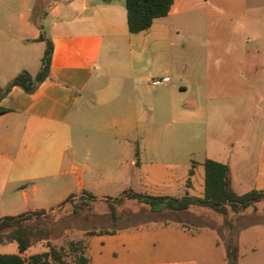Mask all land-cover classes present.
I'll list each match as a JSON object with an SVG mask.
<instances>
[{"label":"crops","instance_id":"crops-1","mask_svg":"<svg viewBox=\"0 0 264 264\" xmlns=\"http://www.w3.org/2000/svg\"><path fill=\"white\" fill-rule=\"evenodd\" d=\"M190 2L173 0L166 16L155 18L145 30L131 33L124 0H0V87L21 70L33 77L41 67L44 38L52 43L48 76L35 90L28 93L13 86L0 99V106L6 109L0 114V216L53 206L74 193V187L95 195L132 189L151 195L202 197V162L206 158L229 166L231 187L236 193L264 190V128L260 129L255 151L248 142L246 147L230 149L226 155L212 147L211 154L204 153L202 160L167 147L161 134L163 126L114 116L101 123L122 149L91 150L73 144V120L79 117L82 126V118L92 104L106 101L108 85H97L103 74L100 63L111 52H131L141 35L145 38L143 51L152 44L167 49L172 27L167 18L189 10ZM248 7L244 8V20L250 21L240 18L239 22L240 28L244 27L240 45L248 52L249 42L255 44L259 59L251 67L264 77V1ZM253 28L259 29L255 35L246 33ZM230 68L247 77L248 66L243 61L239 69ZM171 71L168 61L163 73L151 80L155 81L152 85L168 82ZM172 105L175 108L174 102ZM260 119L264 125V117ZM246 137H251L249 132ZM55 177L58 187L52 182ZM193 206L212 210L198 205L180 211L151 210L179 216L165 220L144 217L137 223H131L130 216L124 227L96 229L92 234L83 231L79 237L88 264H228V241L221 238V232L198 222H183L184 213L195 209ZM255 208L264 209V199L236 212L228 207L238 215L242 228L232 241L237 247L236 264H261L258 249L263 248L264 253V223L255 225L240 219ZM253 234L258 237L255 241ZM44 251L40 244L32 243L19 254L25 259ZM242 252L250 254V262H239ZM13 253H18L16 242H0V254Z\"/></svg>","mask_w":264,"mask_h":264},{"label":"rangeland","instance_id":"rangeland-1","mask_svg":"<svg viewBox=\"0 0 264 264\" xmlns=\"http://www.w3.org/2000/svg\"><path fill=\"white\" fill-rule=\"evenodd\" d=\"M263 1L191 0L189 10L167 18L172 25L167 49L152 44L147 52L143 51L145 38L141 35L131 52L127 49L111 52L100 63L103 74L97 84L108 85L106 101L92 104L82 118L85 120L82 126L79 117L73 120V144L91 150L122 149V145L107 135L101 123L114 116L163 126L161 134L167 140V147L181 150L182 155L187 154L193 160H202L204 153L211 154L212 147L226 155L230 149L246 147V142L255 151L260 129L264 128L260 119L264 114L259 111V106L264 109V77H259V72L251 67L256 66L259 59L255 44L249 42L248 52L240 45L244 27L240 28L239 22L246 16L244 8L259 6ZM257 31L259 29L253 28L246 33L253 36ZM168 61L172 70L169 81L152 85L151 80L163 73ZM240 61L248 66L247 77L239 76L230 68L239 69ZM169 82L176 89L171 88ZM180 84L186 88H179ZM247 132L251 137L245 138ZM52 182L59 186L58 178H52ZM72 191L75 194L67 202L55 204L47 214L32 219L38 227L33 230V244L48 250L46 242H49L59 251L64 264H75L79 250L73 247L82 246L79 234L83 231L86 234L96 229L110 231L124 227L129 224L130 216L131 223L142 222L144 217L165 220L179 216L153 213L136 200L111 203L104 196H116L115 190L97 195L94 200L84 195L82 188L74 187ZM110 204L114 206V217ZM193 207L195 209L184 213V223L208 225L221 232V238L227 241H233L236 232L242 231L236 213L220 214ZM249 210L240 219L255 225L264 223V209ZM223 232H227L226 235ZM253 235V241L258 239ZM258 255L261 256L259 262L264 264L263 248L258 249ZM250 260V254L242 252L239 262Z\"/></svg>","mask_w":264,"mask_h":264},{"label":"trees","instance_id":"trees-1","mask_svg":"<svg viewBox=\"0 0 264 264\" xmlns=\"http://www.w3.org/2000/svg\"><path fill=\"white\" fill-rule=\"evenodd\" d=\"M108 1V0H105ZM126 9L127 29L131 33L147 29L155 18L166 16L173 0H124ZM43 39V36H40ZM46 46L41 57V67L32 77L26 70H21L13 76L3 87H0V99L7 94L13 86H19L28 93L35 90L38 84L48 76L52 43L44 38ZM6 111L0 106V114ZM204 169V194L202 197L183 195L173 197L169 195H151L136 192L132 189H124L116 196H104L111 203H120L123 199H134L147 205L152 211L169 209L180 211L190 205L208 207L220 214H226L228 207L232 211L245 209L255 202L264 199V190H250L242 194L236 193L231 187L229 166L225 163L206 158L202 162ZM82 193L90 199H97V195L87 191ZM70 193L57 204L67 202L74 196ZM111 215L114 217V206L110 204ZM52 206L47 208L27 209L16 214L0 216V242L14 241L17 244L18 253L0 254V264H64L59 251L46 242L48 250L35 253L23 259L19 253L24 252L33 242L34 228H37L32 219L47 214ZM90 231L87 234L95 233ZM82 241H80L81 243ZM79 243V242H78ZM79 250L75 264H88V258L84 255L83 246L73 247ZM226 256L228 264H236L237 247L232 241L227 242Z\"/></svg>","mask_w":264,"mask_h":264},{"label":"built area","instance_id":"built-area-1","mask_svg":"<svg viewBox=\"0 0 264 264\" xmlns=\"http://www.w3.org/2000/svg\"><path fill=\"white\" fill-rule=\"evenodd\" d=\"M155 81H152V83H154Z\"/></svg>","mask_w":264,"mask_h":264}]
</instances>
